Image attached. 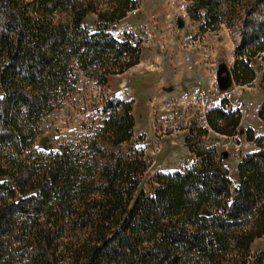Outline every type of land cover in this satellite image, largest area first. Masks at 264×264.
I'll return each instance as SVG.
<instances>
[{
    "label": "trees",
    "instance_id": "obj_1",
    "mask_svg": "<svg viewBox=\"0 0 264 264\" xmlns=\"http://www.w3.org/2000/svg\"><path fill=\"white\" fill-rule=\"evenodd\" d=\"M189 1L191 18L229 29L235 83H250L252 59L262 60L264 91V0ZM135 5L0 0V147L12 150H0V264H246L264 234V133L245 131L254 148L239 159L231 189L223 154L203 144L208 127H190L192 164L156 172L154 192L134 198L147 161L131 143L125 157L117 152L133 136L131 100H104L86 157L72 152L73 143L36 161L24 153L34 148L37 120L81 76L103 89L108 75L138 62L140 38L109 31ZM88 12L96 15L94 31L83 24ZM257 116L264 123V98ZM240 118L225 98L205 113L207 126L227 136L238 133Z\"/></svg>",
    "mask_w": 264,
    "mask_h": 264
},
{
    "label": "rangeland",
    "instance_id": "obj_2",
    "mask_svg": "<svg viewBox=\"0 0 264 264\" xmlns=\"http://www.w3.org/2000/svg\"><path fill=\"white\" fill-rule=\"evenodd\" d=\"M189 4V0H136L135 7L109 31L114 35L132 31L140 38L138 62L121 73L108 75L103 89L93 79L81 76L75 90L37 120L34 148H26V156L36 161L48 149L57 151L59 144L73 143L72 152L86 157L90 152L87 140L104 117V100L123 98L132 101L133 136L130 142L121 143L117 152L125 157L126 146L131 143L133 149L142 150L147 161L133 198L140 191L148 195L154 192L158 186L156 172L192 164L195 157L185 136L190 127L198 125L208 127L202 138L204 146L223 154L232 189L239 159L254 148L245 131L264 133V123L257 116L264 98L260 83L263 62L253 58L255 78L247 84L235 83L230 73L234 44L229 29L224 23L208 27L202 19L191 18ZM95 18V13L88 12L83 19L90 31L95 30ZM223 98L241 115L238 133L232 136L217 133L205 121L206 111ZM42 138L45 146L40 143ZM0 150L12 152L7 145ZM250 250L246 264H254L258 252H263L264 264V234L253 240Z\"/></svg>",
    "mask_w": 264,
    "mask_h": 264
}]
</instances>
